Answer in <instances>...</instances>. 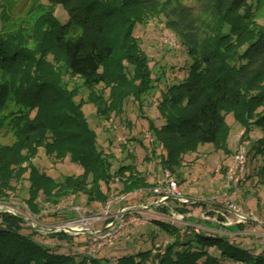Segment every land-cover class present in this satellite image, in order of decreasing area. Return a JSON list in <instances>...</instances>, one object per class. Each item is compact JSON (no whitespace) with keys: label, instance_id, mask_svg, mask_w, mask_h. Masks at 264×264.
Wrapping results in <instances>:
<instances>
[{"label":"trees","instance_id":"trees-1","mask_svg":"<svg viewBox=\"0 0 264 264\" xmlns=\"http://www.w3.org/2000/svg\"><path fill=\"white\" fill-rule=\"evenodd\" d=\"M34 1L60 6L67 20L61 23L54 15L45 16L42 25L29 31L20 27L6 32L4 25L0 27V204H8L15 187L24 182L28 184L26 201L33 210L39 207L33 201L40 194L54 207L80 194L86 196L87 204H106L112 193L110 183L116 178L122 182L124 195L142 192L154 196L149 192V180L134 165L111 170L113 157L98 147L96 133L83 112L81 91L127 81L124 62L135 64L128 87L136 96L142 93L134 83L148 73L133 30L146 15L154 14L156 7H166L171 0ZM259 1L205 0L213 25L197 19L201 25H196L194 33L184 32L181 25L170 27L181 36L193 61L189 78L170 87L159 105L163 125H149L153 144L160 149L161 168L177 169L183 157L201 145L224 149L227 127L223 112H233L242 123L243 140L251 126L264 133V22L254 6ZM195 2L193 9L184 6L174 12L170 6L169 11L178 20L191 10L197 15L199 0ZM118 92L108 110L116 115L122 113L120 99L129 94ZM40 149L51 159L69 158L82 174L54 180L34 163ZM250 154L261 161L257 175L264 178V135L253 144ZM174 204L173 210L186 219L189 204ZM190 206L209 210L207 215L214 216L216 211L215 202ZM156 208L163 215L170 214L165 205ZM73 216L70 209L50 215L54 222ZM200 222L202 232L196 233L156 221L174 238L157 254L150 249L116 258L91 257L72 251L74 235L31 227L23 216L1 210L0 264H264V248L253 242L260 236L233 235L225 231L233 226L215 224L210 229L207 222ZM235 227L242 229L243 223ZM239 238H251L250 243Z\"/></svg>","mask_w":264,"mask_h":264},{"label":"rangeland","instance_id":"rangeland-1","mask_svg":"<svg viewBox=\"0 0 264 264\" xmlns=\"http://www.w3.org/2000/svg\"><path fill=\"white\" fill-rule=\"evenodd\" d=\"M195 1L197 0H171V3L166 7H156L154 9L157 12L156 15H154L156 12L146 15L142 22H138L134 27V36L138 39L140 51L146 59L145 68L148 73L134 83L142 91L139 96H136V93H133L128 87L131 78L134 77L135 64H124V62L122 65L126 68L127 81H116L107 87L100 85L92 91L88 89L81 91L84 98V115L91 129L96 133L99 149L107 156L113 157L111 160L113 165L111 170L113 171L121 165L130 164L134 165L149 181L154 176L162 174L160 170V149L153 144V136L150 135L149 125L154 124L157 127L163 125V119L159 116V105L164 95L169 94L170 87L189 78L190 65L193 61L185 51V42L181 39V36L170 27L181 25L182 29H185L184 32L194 33L196 32V25H201V20L198 21L197 19H204V25H213L214 23L210 13L207 12L209 6H205V0H201V2L199 0L200 13H196L198 18H195L197 15L192 13L194 10L189 11L188 15L187 13L182 14L179 20L170 13V11H179L184 6L193 9L196 7ZM170 6L172 9L169 11ZM254 6L255 8L257 6V17L261 22H264V0L255 2ZM160 12L166 13V16ZM0 15H2L0 16V27L4 25L3 29L6 32H15L20 27L29 31L34 25H42L43 18L49 15H54L61 23L67 20L66 13L60 6L53 7L47 5V3L45 4V2L34 0H0ZM168 21L171 24H167ZM166 32L177 40L178 48L171 47L168 42H165L164 33ZM69 88L72 89V85ZM118 91L129 94L120 99L122 113L116 115L113 111L108 112V110L111 106V98L118 95ZM105 110L108 112H105L106 115H104ZM222 115L227 127L225 148L220 149L212 145L198 146L196 151L183 157L182 164L177 169H169L177 183L180 195L188 201L186 219H182L183 216L173 210L174 203L177 201L174 198H170L165 205L170 212L169 215H163L161 210H157L154 205H150L148 208L145 207L142 209L143 213L140 214V218L145 220L146 223L143 226L131 228L127 238L121 239L113 247L104 248L98 253V257L112 255V258H116L118 255H135L140 251L150 249L154 250L153 254L159 253L174 238L167 234L162 226L156 225V221H166V223L169 222L174 226H188L187 230L192 231H195L196 227L203 228L200 221H204L207 222L206 227L210 229H213L215 224L222 228L233 226V230H225L233 235L235 233L255 236L264 234V227L251 222H244L242 229L235 227V217L227 211L228 203L225 197V193H227L225 189L227 171L233 151L240 143L238 136L243 134L244 126L233 112H223ZM262 135L264 133L260 131V127L251 126L245 140L247 141L245 149L248 157V177L245 182L236 188L232 200L248 216H257L263 221L264 178L257 175L262 163L254 155H249L253 144ZM34 163L43 173L56 181L61 180L64 176L82 174V169L72 163L69 158L63 160L51 159L42 149L39 150ZM27 187V182H24L22 187L16 186V191L11 194L10 200L7 202L8 205H12L25 216L27 215L26 219L31 227L44 228V226L53 224L55 219L50 215L57 209L72 210L75 207H85L94 213H101L106 206V204L98 202L87 204L86 196L80 194L76 197H70L54 207L45 203L43 201L44 196L40 194L38 199L33 201L39 207L33 210L26 201L29 198ZM110 187L112 189L110 200L124 196L121 181L118 185L113 181L110 183ZM103 188L106 189L104 185ZM151 198L152 196H146L142 192H133L125 195L126 201L124 200L119 206L139 207L145 199L151 200ZM213 202L216 204L214 216L207 215L209 210L205 211L201 207L190 206V203H205L210 206ZM185 222H191L189 224L193 226L187 225ZM224 222L232 224L226 225ZM218 230L223 232L221 228ZM87 238L88 236L85 234L75 236L72 251L88 255ZM250 239L239 238L245 244L250 243ZM253 242L256 245H262V248H264V238L261 236ZM45 243L53 244L51 240H46ZM155 245L156 247H154Z\"/></svg>","mask_w":264,"mask_h":264},{"label":"built area","instance_id":"built-area-1","mask_svg":"<svg viewBox=\"0 0 264 264\" xmlns=\"http://www.w3.org/2000/svg\"><path fill=\"white\" fill-rule=\"evenodd\" d=\"M164 37L166 39L165 42H168L171 47H179L177 40L171 34L166 32L164 33ZM242 136L243 134L238 136L240 143L236 150L233 151L227 171L225 185V189L227 190V193H225L226 201L228 203L227 211L235 217V223L237 224L251 221L256 225L264 227V220L262 221V219L257 216H248L237 204L235 205L232 200L236 188L241 183L245 182L248 177V157L245 149L247 141L243 140ZM160 170L162 174L154 176L151 181H149L151 186L149 192L156 196V200L154 201L155 207L166 205L170 198H174L181 203H188V201L180 195L181 193L178 191L177 183L173 179L170 171L161 167ZM115 184H119L118 178L115 179ZM124 200L125 195L109 200L101 213H94L85 207H75L72 209L74 211V216L72 218L56 221L51 225L44 226L42 229H45L47 232L63 231L74 236L87 235L88 255L96 257L104 248L113 247L121 239L127 238V234L131 228L143 226L146 223L145 220L140 218V214L143 213L142 209H144L142 207L119 206L118 208H115V206L120 205ZM1 210L9 212L12 216L21 215L25 219L27 218V215L25 216L12 205L1 203L0 211ZM225 224L231 225L232 223ZM187 225L193 226L189 223H187ZM200 228L196 227L195 231L199 232L203 229ZM260 236L264 238V234Z\"/></svg>","mask_w":264,"mask_h":264},{"label":"crops","instance_id":"crops-1","mask_svg":"<svg viewBox=\"0 0 264 264\" xmlns=\"http://www.w3.org/2000/svg\"><path fill=\"white\" fill-rule=\"evenodd\" d=\"M129 195V194H128ZM146 196H148L147 194H146ZM151 196V195H150ZM155 199H156V197L155 196H152V198H151V200H144V202H143V204L141 205V206H139V207H142V208H148V206H150V205H153V203H154V201H155ZM126 201V200H125ZM124 206H127V205H124ZM119 207V205L118 206H115V208H118Z\"/></svg>","mask_w":264,"mask_h":264}]
</instances>
